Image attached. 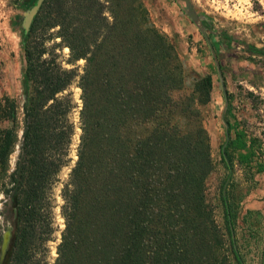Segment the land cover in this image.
<instances>
[{
    "label": "trees",
    "instance_id": "16d2710c",
    "mask_svg": "<svg viewBox=\"0 0 264 264\" xmlns=\"http://www.w3.org/2000/svg\"><path fill=\"white\" fill-rule=\"evenodd\" d=\"M20 44L21 103L0 96V216L12 228L1 264H48L57 183L63 229L52 264H243L227 195L225 232L206 200L213 163L201 108L212 78L184 92L176 46L141 0H42ZM58 48L70 66L83 62L81 74L61 66ZM222 92L233 135L220 152L226 179L234 164L264 173V137L231 114Z\"/></svg>",
    "mask_w": 264,
    "mask_h": 264
},
{
    "label": "rangeland",
    "instance_id": "374dc122",
    "mask_svg": "<svg viewBox=\"0 0 264 264\" xmlns=\"http://www.w3.org/2000/svg\"><path fill=\"white\" fill-rule=\"evenodd\" d=\"M188 1L199 17L197 24L188 18L183 0H141L150 22L176 46L183 66L184 92L189 93L195 80L207 74L212 78L210 102L201 108L202 124L209 138L213 163V170L205 181L206 200L214 210L217 224L225 232L222 194L227 195L235 245L243 264H264V173L247 176L234 164L232 178L227 180L228 172L220 155L221 147L229 137H233L232 133L230 136L226 134L225 102L220 78L230 95L231 114L243 122L249 133L264 137V54L251 51L252 48H264V0ZM37 2L0 0V96L7 94L19 103L24 67L20 38L25 19ZM199 28L206 36L216 38L219 52L210 48ZM221 32L225 37L218 36ZM56 54L64 69H75L81 74L83 62L79 61L74 66L67 64L66 48L56 49ZM76 85L77 79L69 91L77 106L71 115L77 126L80 90ZM78 135L79 129L76 128L71 147L73 160ZM69 168H64L60 173V182L66 179ZM60 188V183L54 186L56 233L54 241L48 244V264H52L56 257L55 247L63 229V220L59 215ZM8 226L10 223L0 216V234Z\"/></svg>",
    "mask_w": 264,
    "mask_h": 264
},
{
    "label": "water",
    "instance_id": "95a60500",
    "mask_svg": "<svg viewBox=\"0 0 264 264\" xmlns=\"http://www.w3.org/2000/svg\"><path fill=\"white\" fill-rule=\"evenodd\" d=\"M42 0H38L36 6L31 10V12L27 15L26 19H25V23H24V32L28 31L29 29V26L32 22V19L34 17V15L36 14L37 10H38V7L39 5L41 4ZM184 4H185V8H186V14L188 16V18L195 24L198 23V16L197 14L194 12L190 2L188 0H183ZM199 30H201V28H199ZM206 34H204L205 36ZM211 48V47H210ZM213 57L215 58V55L213 53ZM215 62H216V59H215ZM217 68H218V65H217ZM219 73V76H221L220 72L218 71ZM220 83L222 85V88H223V83H222V80L220 78ZM226 134H228L227 132V125H226ZM224 149V146L222 148V150ZM10 235H11V227H7V229L3 232L2 234V239H1V253H4L7 246H8V242H9V239H10Z\"/></svg>",
    "mask_w": 264,
    "mask_h": 264
},
{
    "label": "flooded vegetation",
    "instance_id": "af4514ba",
    "mask_svg": "<svg viewBox=\"0 0 264 264\" xmlns=\"http://www.w3.org/2000/svg\"><path fill=\"white\" fill-rule=\"evenodd\" d=\"M11 231H12V228H11ZM4 254H5V252L4 253H1V243H0V264H1L2 260H3Z\"/></svg>",
    "mask_w": 264,
    "mask_h": 264
}]
</instances>
